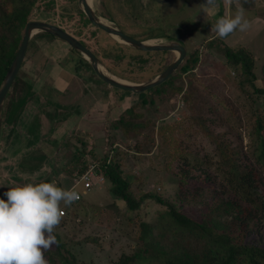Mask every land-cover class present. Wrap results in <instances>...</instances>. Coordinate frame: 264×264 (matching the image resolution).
<instances>
[{
	"label": "rangeland",
	"instance_id": "1",
	"mask_svg": "<svg viewBox=\"0 0 264 264\" xmlns=\"http://www.w3.org/2000/svg\"><path fill=\"white\" fill-rule=\"evenodd\" d=\"M102 1L89 0L99 16L96 10L102 8ZM8 2L0 0L3 5ZM58 3L63 11L80 8L76 0H60ZM203 3L204 0H172L168 3L111 0L113 21L101 16L114 25H117L116 20L121 21L119 24L123 31L137 38L160 36L150 39L159 42L166 40V33L180 41L189 52L197 48L198 59L190 75L180 74L174 80L175 84L182 85V91L169 93L168 90L154 94L152 101L143 105L137 104L131 97L125 99L119 96L112 87L95 78L87 66L76 70L78 54L61 39L39 36V32L33 34L7 102L16 99L25 84L30 85L31 93L19 117L15 123L7 124L6 136L0 140V198H4L3 192L8 188L24 183H40L44 178L67 189L72 182L68 170L77 146V150H83V157L88 162L92 159L100 164L106 154L114 157L136 198L151 192L198 218L200 202L186 204L178 197L183 176L179 170L175 142L182 138L187 148L193 143L213 155L215 144L205 135L199 119L202 112L199 115L194 109L196 103L191 101L188 104L182 100L184 91L193 87L192 100L200 95L205 99L204 93L209 92L206 88L221 92L243 119L239 131L244 144L248 143L254 130V123L247 119L246 112L249 100L245 90L250 88L247 85L239 88L236 70L227 65L221 51L207 46L208 39L215 38L211 28L216 20L234 16L236 6L230 8L225 0H216L215 7L205 10ZM247 3L252 6L247 7L245 2L243 7L249 27L245 31L237 29L223 41L229 46L244 45L252 52L255 85L264 87L261 71L264 63V4L253 0ZM122 21L127 22L129 29L135 32L129 31ZM149 24L152 27L143 28ZM108 41L102 40L104 43ZM160 55H163L162 65H167L176 53L167 51ZM158 56L155 55L154 60ZM102 65L112 74L104 63ZM155 70L145 74L140 81L131 82L146 81L154 76L152 73ZM207 97L208 102H215L210 99V94ZM255 100L260 101L261 97ZM261 105L264 107V101ZM36 117H40L41 138L36 144L26 146L30 136L26 126ZM121 122L125 125L132 122L136 126H125ZM234 123L238 124L237 121ZM192 179H186L188 186H192ZM110 185L106 179L82 193L80 200L67 206L60 205L64 214L53 234L59 237L78 262L113 264L122 253L129 254L140 248L142 252L145 248L139 238L142 223L154 225L152 232L154 236L158 234V214L164 211L165 205L146 197L139 208L128 210L123 200L111 194ZM78 190L81 191L79 185ZM260 190L264 194V183ZM260 216L259 220L250 221L248 240H261L264 235V214L260 213ZM165 231L161 241L168 240V230Z\"/></svg>",
	"mask_w": 264,
	"mask_h": 264
},
{
	"label": "trees",
	"instance_id": "2",
	"mask_svg": "<svg viewBox=\"0 0 264 264\" xmlns=\"http://www.w3.org/2000/svg\"><path fill=\"white\" fill-rule=\"evenodd\" d=\"M59 1L9 0L6 3L7 8L0 3V82L18 47L24 26L30 20H42L61 27L77 38L106 65L112 74L119 78L140 81L145 74H150L155 68L152 75L166 67L162 65L163 55L160 54L167 51H140L124 43L116 42L107 33L102 35L100 32L102 30L92 25L80 8L75 11H63V7L58 6ZM110 3L111 0H103L100 3L102 8L96 11L113 21L114 18L110 15ZM116 21L119 27L121 21ZM123 23L127 26V22ZM129 27L127 26L129 31L135 32ZM144 27L152 26L149 24ZM119 28L123 31L121 26ZM123 32L137 38L131 33ZM37 34L59 39L47 32ZM164 36L166 40L178 41L166 33ZM153 38L161 37L146 36L137 39ZM106 39L109 41L102 42ZM31 40L29 39L27 48ZM207 46L221 51L227 65L236 70V82L239 88L243 89L244 85L250 88L245 90L249 100V108L246 112L247 119L254 123V130L249 135L248 143L244 144L239 131L243 119L228 97L221 92L206 88L209 92L204 93L205 99L200 95L192 100L190 96L193 87L191 86V90L184 91L182 100L188 104L191 101L196 103V105L193 104L194 109L199 115L202 112L199 119H201L205 135L215 144V155H213L195 147L193 143L187 148L186 143H182V138L175 142L177 149L175 150L180 161L179 170L183 176L178 197L186 204L192 201L200 202L201 210H199L198 218L184 212L172 201L151 192L136 198L130 191L129 181L122 174L118 161L114 157H109L108 154L104 155L99 165L105 180L107 179L111 184L109 191L115 198L123 200L128 210L139 208L146 197H152L158 203L165 205L164 211L158 214L157 236H154L152 232L154 225L142 223L139 238L145 247L143 251L141 252L140 248L129 254L122 253L113 264H264V235L261 236V240L247 239L250 221L255 218L259 220L260 213L264 214V194L260 190L264 183V107L261 105L264 101V87L255 85L254 57L246 47L229 46L218 38L208 39ZM68 48L78 54L76 70L83 69L85 65L95 78L99 79L90 63L69 45ZM157 54L159 56L154 60ZM197 59V48H192L190 52L188 50L169 78L143 92L133 93L113 87L112 89L125 99L131 97L139 105L152 101L154 94L166 93L168 90L169 93H179L183 87L181 84H175L174 80L180 74L189 76L190 71L196 66ZM261 71L264 78V63ZM17 76L18 73L3 103L0 140L6 136L7 124L15 123L19 117L31 93V87L27 83L16 99L7 103ZM208 94L215 102L210 103L206 100L209 99ZM258 97H261L260 101L255 100ZM254 101H256L255 107H253ZM39 118H34L26 126V132L30 135L26 146L36 144L41 138ZM235 121L238 122L237 125ZM121 123L125 125V122ZM125 126L136 125L131 122ZM9 132L10 129L8 134ZM235 140L238 142L233 143ZM77 149L76 146L72 155V166L68 170L70 179L75 172H82L88 164V160L83 157V150ZM189 177L193 178L192 186L186 183ZM40 182H50V179L44 178ZM56 186L60 187L59 183ZM165 230H168V240L161 241ZM55 236L58 244L44 252L48 264H86L76 261L59 237Z\"/></svg>",
	"mask_w": 264,
	"mask_h": 264
},
{
	"label": "clouds",
	"instance_id": "3",
	"mask_svg": "<svg viewBox=\"0 0 264 264\" xmlns=\"http://www.w3.org/2000/svg\"><path fill=\"white\" fill-rule=\"evenodd\" d=\"M215 5L216 0L203 3L205 10ZM248 27L241 7L234 16L217 19L211 31L215 38L223 40L237 29L245 31ZM3 197L0 198V264H48L44 252L58 244L53 232L64 214L60 205L77 201L78 192L51 182L24 183L8 188Z\"/></svg>",
	"mask_w": 264,
	"mask_h": 264
},
{
	"label": "water",
	"instance_id": "4",
	"mask_svg": "<svg viewBox=\"0 0 264 264\" xmlns=\"http://www.w3.org/2000/svg\"><path fill=\"white\" fill-rule=\"evenodd\" d=\"M150 1H154L156 3H168L172 0ZM77 2L88 21L92 25L98 27L99 29L110 35L112 38L140 51H174L176 53L175 58L170 63H168L162 71L154 75L152 78L142 82H131L110 74L107 70L104 69L105 67L102 65L100 60L87 47H85L77 38L63 30L61 27L42 20H30L26 22L24 26L18 47L0 82V133L2 107L5 96L21 67L26 53L28 41L32 37V35L37 32L50 33L55 37H58L72 49L80 53L82 57L90 63L91 68L96 76L104 81L108 86L121 90L131 91L133 93L143 92L164 82L178 68L179 64L182 62L187 53L186 47L179 41L164 40L150 43L149 39L139 40L137 38H134L124 33L117 25H114L99 16L94 11L88 0H77Z\"/></svg>",
	"mask_w": 264,
	"mask_h": 264
},
{
	"label": "built area",
	"instance_id": "5",
	"mask_svg": "<svg viewBox=\"0 0 264 264\" xmlns=\"http://www.w3.org/2000/svg\"><path fill=\"white\" fill-rule=\"evenodd\" d=\"M72 182L67 189H74L79 194V199H81V194L90 190L92 187L99 185L105 181L103 170L99 165L98 161L90 160L86 168L80 173H74L72 177ZM78 185L81 187V191L78 190ZM77 200V201H78ZM63 211V209H62ZM64 213V211H63Z\"/></svg>",
	"mask_w": 264,
	"mask_h": 264
},
{
	"label": "crops",
	"instance_id": "6",
	"mask_svg": "<svg viewBox=\"0 0 264 264\" xmlns=\"http://www.w3.org/2000/svg\"><path fill=\"white\" fill-rule=\"evenodd\" d=\"M253 1H255V2L260 1V2H262V4H264V0H253ZM245 2H246V6L247 7H252L251 3L250 4L247 3L248 0H246V1H243V0H231V2L229 3V7L232 8V6L234 5V6H236L235 7V11H237L239 8H241V7L243 8L244 7ZM246 9H248L250 11L249 8H246ZM230 10H232V9H230ZM255 16H257L256 13H255Z\"/></svg>",
	"mask_w": 264,
	"mask_h": 264
},
{
	"label": "bare ground",
	"instance_id": "7",
	"mask_svg": "<svg viewBox=\"0 0 264 264\" xmlns=\"http://www.w3.org/2000/svg\"><path fill=\"white\" fill-rule=\"evenodd\" d=\"M88 1H89V0H88ZM149 42H150V43H153L152 40L150 41V39H149Z\"/></svg>",
	"mask_w": 264,
	"mask_h": 264
}]
</instances>
